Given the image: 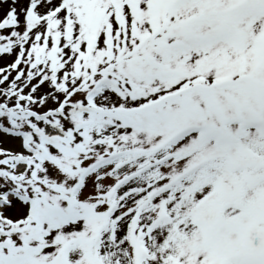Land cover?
Masks as SVG:
<instances>
[{"label":"snow or ice","instance_id":"snow-or-ice-1","mask_svg":"<svg viewBox=\"0 0 264 264\" xmlns=\"http://www.w3.org/2000/svg\"><path fill=\"white\" fill-rule=\"evenodd\" d=\"M0 264H264V0H0Z\"/></svg>","mask_w":264,"mask_h":264}]
</instances>
